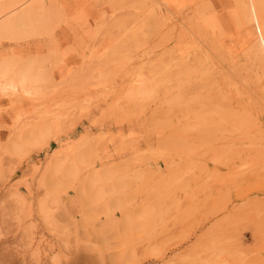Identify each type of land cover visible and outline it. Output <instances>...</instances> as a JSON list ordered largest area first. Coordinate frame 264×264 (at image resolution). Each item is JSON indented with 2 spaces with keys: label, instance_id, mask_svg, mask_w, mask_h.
<instances>
[{
  "label": "rangeland",
  "instance_id": "obj_1",
  "mask_svg": "<svg viewBox=\"0 0 264 264\" xmlns=\"http://www.w3.org/2000/svg\"><path fill=\"white\" fill-rule=\"evenodd\" d=\"M31 8L0 38L48 79L0 96V264H264V0Z\"/></svg>",
  "mask_w": 264,
  "mask_h": 264
},
{
  "label": "bare ground",
  "instance_id": "obj_2",
  "mask_svg": "<svg viewBox=\"0 0 264 264\" xmlns=\"http://www.w3.org/2000/svg\"><path fill=\"white\" fill-rule=\"evenodd\" d=\"M33 1L34 0H8L5 2L3 0V2H1L0 0V38L3 39L7 36H15L17 39L28 38L34 36V33L30 32L32 29L36 31L44 27L48 20L44 19V17H40L39 11L31 8ZM47 25H49V23H47ZM47 25L45 26L47 27ZM44 28L43 31H45ZM37 32L41 33L39 30ZM42 64L41 62L35 63L34 60H28L20 65L10 61L0 62V96L6 97L8 95L14 96L17 94L36 95L37 92H33L31 86L48 80L46 78L47 71L45 70L44 73L45 67H43L44 65ZM18 65L19 67L16 68ZM43 135L44 134H41L38 137L41 138ZM45 184L47 183L45 182ZM50 187L51 186H49V188ZM11 194L15 196V194ZM46 210L48 209L44 204L39 206V212L41 214H46ZM21 212V209H17L15 216L19 218Z\"/></svg>",
  "mask_w": 264,
  "mask_h": 264
}]
</instances>
